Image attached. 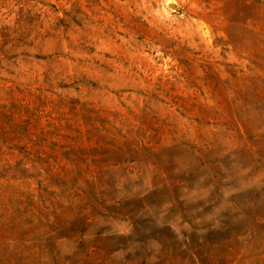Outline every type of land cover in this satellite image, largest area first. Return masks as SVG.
Returning a JSON list of instances; mask_svg holds the SVG:
<instances>
[{
  "label": "rangeland",
  "instance_id": "374dc122",
  "mask_svg": "<svg viewBox=\"0 0 264 264\" xmlns=\"http://www.w3.org/2000/svg\"><path fill=\"white\" fill-rule=\"evenodd\" d=\"M0 264H264V0H0Z\"/></svg>",
  "mask_w": 264,
  "mask_h": 264
}]
</instances>
